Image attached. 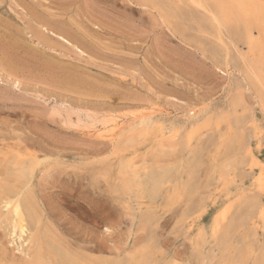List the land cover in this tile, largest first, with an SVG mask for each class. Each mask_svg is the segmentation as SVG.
Wrapping results in <instances>:
<instances>
[{
  "label": "rangeland",
  "instance_id": "1",
  "mask_svg": "<svg viewBox=\"0 0 264 264\" xmlns=\"http://www.w3.org/2000/svg\"><path fill=\"white\" fill-rule=\"evenodd\" d=\"M190 4L0 0V190L25 200L53 257L59 249L77 264H230L229 253L244 248L264 257V217L248 219L247 203H264V112L233 70L237 52L226 32ZM240 97L239 116H255L238 137L227 121ZM115 127L123 130L111 139ZM245 141L254 159L242 150ZM227 204L228 221L243 217L248 225H236L229 237L236 251L226 256L224 229L214 235L211 228ZM9 232L1 213L0 264H25L33 232L21 241ZM198 235L210 240L196 242Z\"/></svg>",
  "mask_w": 264,
  "mask_h": 264
},
{
  "label": "bare ground",
  "instance_id": "2",
  "mask_svg": "<svg viewBox=\"0 0 264 264\" xmlns=\"http://www.w3.org/2000/svg\"><path fill=\"white\" fill-rule=\"evenodd\" d=\"M190 2H192V5H196L199 9H201V10H204L206 13H207V17H206V21L207 22H209L210 23V26H211V28H218L219 30H218V32L220 33L219 35H221L222 33H223V31H225L226 32V34H227V36H228V38L231 40V43H232V45H233V47H234V49H235V51L237 52V54L233 57V58H230V59H232L231 61H230V63L231 64H233V67L235 68V69H233V70H236V71H239L242 75L241 76H243L244 78V80H245V82H246V84H247V87L248 88H250L254 93H255V95H256V98H257V101H258V105L260 106V108H261V110H262V112H264V0H190ZM179 3V2H178ZM180 4V3H179ZM184 4V3H183ZM188 5V4H187ZM186 5V6H187ZM191 5V4H190ZM191 5V6H192ZM184 6H185V4H184ZM181 7V6H180ZM188 8V7H187ZM191 8V7H190ZM196 8V7H195ZM194 8V9H195ZM173 9V8H172ZM176 9V8H175ZM194 9H192L193 11H194ZM189 10V9H188ZM177 11V10H176ZM183 11V10H182ZM197 11H199V10H197ZM190 12V11H189ZM195 12V11H194ZM193 12V13H194ZM200 12V11H199ZM176 13V12H175ZM185 13H187V12H185ZM167 15V14H166ZM178 15V14H177ZM188 15H189V13H188ZM205 15V14H204ZM202 16V15H201ZM205 17V16H204ZM204 17L202 18V19H204ZM199 21V20H198ZM202 21V20H201ZM189 26V25H188ZM45 29V28H44ZM213 29H211V30H213ZM194 30H196V28L194 29ZM215 33V32H214ZM44 35V34H43ZM203 35V34H202ZM205 35H206V33H205ZM225 35V34H224ZM199 36V35H198ZM210 36V35H209ZM212 36H213V33H212ZM46 37V36H45ZM60 37V39L62 40V41H64V42H66V43H68V44H70L66 39H64L63 37H61V36H59ZM214 37V36H213ZM219 37H221V36H219ZM211 39V38H210ZM210 39H208V40H210ZM222 39V38H221ZM207 40V39H206ZM217 40V39H216ZM215 40V41H216ZM226 41H227V39H225ZM224 40V41H225ZM229 40V41H230ZM222 42H223V40H221ZM209 42V41H208ZM211 42H212V40H211ZM214 42V41H213ZM217 43H220V42H218V41H216ZM215 43V42H214ZM213 43V44H214ZM240 43L243 45V46H246V48H247V52L246 53H243L242 52V50H241V48H240ZM206 44V43H205ZM230 44V43H229ZM228 44V46H230ZM201 45V44H200ZM217 45V44H216ZM226 45V44H225ZM201 48L202 47H204L203 45L202 46H200ZM209 47V46H208ZM211 47V46H210ZM217 47V46H216ZM223 47V46H222ZM221 47V48H222ZM227 47V46H226ZM232 47V46H231ZM231 47L229 48L230 50H233V49H231ZM221 48H219V49H221ZM224 48V50H225V47H223ZM243 49H244V47H242ZM206 48H204L203 50H205ZM213 49H215V47L213 48ZM222 50V49H221ZM229 50V51H230ZM217 51V50H216ZM207 52V51H206ZM210 52V55H211V53L212 52H215V51H209ZM225 52H226V50H225ZM232 52V51H231ZM204 53V52H203ZM219 53H220V51H219ZM205 54V53H204ZM213 54V53H212ZM221 54V53H220ZM232 54V53H231ZM206 55V54H205ZM223 55V54H222ZM216 56L217 55H215V56H213V58L215 57L216 58ZM221 57V56H220ZM219 58V57H218ZM223 58V57H222ZM227 59V58H226ZM218 60H220V59H218ZM225 60H223V62H224ZM220 62V61H219ZM222 65H223V63H222ZM224 66H225V64H224ZM229 66V59H227V67ZM231 67H232V65H231ZM228 69V68H227ZM231 69V68H230ZM236 71H233V73L234 72H236ZM238 72V73H239ZM228 74V73H227ZM236 74H237V72H236ZM238 75V74H237ZM236 75V76H237ZM231 76H232V73H231ZM238 77V76H237ZM242 78V77H241ZM243 80V81H244ZM236 84V83H235ZM240 85V84H239ZM244 86V85H243ZM246 87V85L244 86V88ZM237 88V87H236ZM242 89V87L240 88V90ZM239 90V89H238ZM237 90V91H238ZM239 90V91H240ZM244 90V89H243ZM250 90V91H251ZM232 91V90H231ZM235 92V91H234ZM230 93V92H229ZM228 93V94H229ZM233 92H231V94H232ZM235 93H237V92H235ZM239 93V92H238ZM237 93V95L236 96H239V94ZM231 94H229V96H231ZM240 95H242V93L240 94ZM244 98V97H243ZM243 98L242 97H240V98H236L235 100H233V102H232V115H233V120H232V122H231V120H229V121H227L228 122V124H230L229 126L230 127H233V128H235V130H236V136H243V135H246L247 134V128H246V125H247V122H249V120H251L252 118H251V113L249 114V116H247L246 118H241L240 116H239V114H240V111L241 110H239V107H243V103H244V105H245V103L246 102H244V100H243ZM230 99H231V97H230ZM241 100H243V101H241ZM227 101H229L228 99H227ZM231 104V103H230ZM256 104H257V102H256ZM247 105V104H246ZM248 107H250V106H248ZM230 108V107H229ZM244 108V107H243ZM252 108V107H251ZM250 108V109H251ZM225 110V109H224ZM244 110V109H243ZM246 110V109H245ZM258 110V109H257ZM224 112V111H223ZM228 112V111H227ZM253 112V111H252ZM212 113V112H211ZM230 114H231V112H229ZM228 113V114H229ZM246 113H247V111H246ZM225 114V113H224ZM255 114V113H254ZM209 115L210 116H212V115H214L213 113L212 114H210L209 113ZM220 115H222V113L220 114ZM207 116V115H206ZM210 116H208V119H209V117ZM226 116V115H225ZM229 116V115H228ZM154 117V116H153ZM196 117H198V116H196ZM195 117V118H196ZM200 117V116H199ZM249 117V118H248ZM258 117V116H257ZM222 118H223V116H222ZM193 119V118H192ZM204 120H206V118L204 119ZM210 120H211V118H210ZM216 120H217V117H216ZM218 120H219V118H218ZM143 121V120H142ZM189 121V120H188ZM206 121H208V120H206ZM203 122V121H202ZM214 122H216V121H214ZM224 122V121H223ZM255 122V121H254ZM258 122V121H257ZM201 123V122H200ZM225 123V122H224ZM223 123V124H224ZM114 124V123H113ZM214 124V123H213ZM222 124V125H223ZM200 125V124H199ZM203 125H205V124H203L202 123V126L201 127H203ZM209 125V124H208ZM221 125V126H222ZM225 125V124H224ZM192 126V125H191ZM196 126V125H195ZM198 126V125H197ZM217 126H219V125H217ZM220 126V127H221ZM119 127V126H118ZM118 127H115V128H113V130H112V132L109 134V133H107V134H109L108 135V137L110 136L111 137V139H115V137L118 135V133L119 132H122V130L123 129H118ZM188 127V126H187ZM200 127V128H201ZM227 127V126H226ZM133 128V127H132ZM138 128V127H137ZM219 128V127H218ZM251 128V127H250ZM192 129V128H191ZM194 129V128H193ZM192 129V130H193ZM227 129V128H226ZM262 129V128H261ZM260 129V130H261ZM163 131H164V129H162ZM218 131H219V129H217ZM221 130V129H220ZM223 130V129H222ZM228 130V129H227ZM257 130V129H256ZM259 130V129H258ZM210 131H212V129L210 130ZM226 131V130H225ZM252 131V130H251ZM195 132V131H194ZM214 132V131H213ZM224 132V131H223ZM228 132V131H227ZM255 132V131H254ZM257 132V131H256ZM190 133H192L191 131H190ZM209 133V132H208ZM212 133V132H211ZM225 133V132H224ZM214 134V133H213ZM216 134H218V133H216ZM221 134H222V132H221ZM191 135H194V133L193 134H191ZM191 135H189V136H191ZM212 135V134H211ZM257 135V134H256ZM178 136V135H177ZM214 136V135H213ZM219 136V135H218ZM255 136V135H254ZM216 137V136H215ZM251 137V136H250ZM170 138V137H169ZM223 138V137H222ZM234 138V137H233ZM187 139V138H186ZM191 139V138H190ZM225 139H229V138H226L225 137ZM249 139H251V138H249ZM259 139V138H258ZM215 140H217V139H215ZM222 140V139H221ZM187 141V140H186ZM213 141V140H212ZM227 141V140H226ZM183 142V141H182ZM222 142V141H221ZM229 142V141H228ZM189 143V142H188ZM212 143V142H211ZM227 143V142H226ZM186 144H187V142H186ZM214 144V143H213ZM223 145H224V143H223ZM217 146H219V144L217 145ZM227 146V145H226ZM234 146V145H233ZM236 146V145H235ZM235 146H234V148H235ZM238 146V145H237ZM242 150H244L245 152H247V154L246 155H249L251 158H253L254 157V155H252L253 153H252V151H251V145L249 144V142H243L242 143ZM228 147V146H227ZM226 147V148H227ZM218 148H220V147H218ZM221 149H222V147H221ZM223 150V149H222ZM222 150H220V151H222ZM233 150H235V149H233ZM237 150V149H236ZM219 151V150H218ZM217 151V152H218ZM229 152V151H228ZM234 152H236V151H233L232 153H234ZM221 153V152H220ZM226 153V152H225ZM187 154V153H186ZM214 154V153H213ZM229 154H231V153H229ZM227 155H228V153H227ZM234 155H236V154H234ZM238 155V154H237ZM236 155V156H237ZM189 156V155H188ZM200 156V155H199ZM203 157V156H202ZM217 157V156H216ZM238 157V156H237ZM241 157V156H240ZM244 157H246L245 155H244ZM224 158V157H223ZM223 158H222V160H223ZM234 158V157H233ZM249 158V157H248ZM225 159H228V156L227 157H225ZM238 159V158H237ZM254 159V158H253ZM234 160H235V158H234ZM186 161V160H185ZM225 161V160H224ZM205 162V161H204ZM211 162V161H210ZM227 162V161H226ZM240 162L242 163V161L240 160ZM10 163V162H9ZM189 163V162H188ZM224 164H226L225 162H223ZM229 163H231V160L229 161ZM235 163V162H234ZM233 163V164H234ZM246 163V162H245ZM191 164V163H190ZM197 164V163H196ZM205 164V163H204ZM220 164H222V162L220 163ZM219 164V165H220ZM194 165V164H193ZM210 165H211V163H210ZM213 165H214V163H213ZM223 165V164H222ZM221 165V166H222ZM235 165H236V163H235ZM191 166V165H190ZM225 166V165H224ZM228 166H230V165H228ZM207 167V166H206ZM210 167H212V166H210ZM220 167V166H219ZM233 167H234V165H233ZM233 167H231V168H233ZM195 168V167H194ZM222 168V167H221ZM226 168V167H225ZM228 168H230V167H228ZM235 168H236V166H235ZM234 168V169H235ZM210 169V168H209ZM215 169H216V167H215ZM224 169V168H223ZM233 170V169H232ZM188 171H189V169H188ZM187 171V172H188ZM202 171H207L206 169L205 170H202ZM209 171V170H208ZM215 171V170H214ZM214 171H213V174H214ZM219 171V170H218ZM200 172V171H199ZM253 172V171H252ZM163 174H165V173H163ZM237 174V173H236ZM168 175V174H167ZM190 175H191V173H190ZM189 175V176H190ZM198 175H200V173L198 174ZM21 176L22 177H25V178H27V173H25V171H23V173H21ZM165 176V175H164ZM163 176V177H164ZM170 176V175H169ZM183 176V175H182ZM232 176V175H231ZM166 177V176H165ZM200 177H201V175H200ZM218 177V176H217ZM177 178H178V176H177ZM183 178V177H182ZM197 178H199V177H197ZM202 178V177H201ZM232 178V177H231ZM235 178V177H234ZM159 179V178H158ZM180 179V178H179ZM190 180L192 179L191 178V176H190V178H189ZM218 179V178H217ZM223 179H224V177H223ZM160 180V182H162L163 180L162 179H159ZM165 180V179H164ZM167 180V179H166ZM199 180V179H198ZM219 180H221V179H219ZM227 180V179H226ZM260 182H264V174H263V176H262V174H261V177H260ZM183 181H184V179H183ZM192 181V180H191ZM228 181V180H227ZM232 181V180H231ZM236 181V180H235ZM139 182H140V180H139ZM165 182V181H164ZM175 182V181H174ZM182 182V181H181ZM187 182H188V176H187ZM224 181H222V183H223ZM141 183V182H140ZM157 183V181H155V183H154V185ZM167 183V182H166ZM169 183H171V182H169ZM189 183H190V181H189ZM191 183H193V182H191ZM198 183V182H197ZM232 184H234L233 183V181L231 182ZM147 184V183H146ZM186 184V183H185ZM229 184V183H228ZM258 185L259 183H255V185ZM139 185V184H138ZM148 185V184H147ZM153 185V184H152ZM153 185V186H154ZM173 185V184H172ZM177 185V184H176ZM200 185V184H199ZM255 185H252L253 187L255 186ZM161 186V185H160ZM163 186V185H162ZM178 186V185H177ZM230 186V185H229ZM141 187H142V185H141ZM150 187V186H149ZM174 187V186H173ZM221 187V186H220ZM231 187V186H230ZM144 188V187H143ZM142 188V189H143ZM151 188V187H150ZM157 188V187H156ZM164 188V187H163ZM162 188V189H163ZM172 188V187H171ZM146 189H148L147 187H146ZM181 189V188H180ZM228 189V188H227ZM151 191H152V189H150ZM154 190V189H153ZM165 190V189H164ZM175 190V189H174ZM179 190V189H178ZM192 190V189H191ZM149 190H147V192H148ZM180 191V190H179ZM189 191V190H188ZM187 191V192H188ZM234 191V190H233ZM155 192H156V190H155ZM159 192V191H158ZM157 192V193H158ZM169 193H170V191H168ZM167 192V193H168ZM224 192V191H223ZM226 192V191H225ZM231 192V191H230ZM229 192V193H230ZM237 192V191H236ZM240 192V191H239ZM251 192H253V191H251ZM156 193V194H157ZM165 193V192H164ZM166 193V194H167ZM175 193H176V191H175ZM181 193V192H180ZM217 193V192H216ZM148 194V193H147ZM159 194V193H158ZM157 194V195H158ZM184 194V193H183ZM228 194V193H227ZM231 194V193H230ZM236 194V193H235ZM255 194V193H254ZM152 195V194H151ZM155 195V194H154ZM178 195V194H177ZM198 195V194H197ZM220 195V194H219ZM233 195V194H232ZM253 195V194H252ZM257 196H258V194H256ZM168 196V195H167ZM172 197H173V195H171ZM180 195H178V197H179ZM191 196V195H190ZM218 196V195H217ZM224 196V195H223ZM231 196V195H230ZM175 197V196H174ZM178 197H176V198H178ZM183 197V196H182ZM229 197V196H228ZM243 197V196H242ZM241 197V198H242ZM251 197V196H250ZM252 197H254V196H252ZM264 197V196H263ZM153 198V197H152ZM196 198V197H195ZM223 198V197H222ZM225 198V197H224ZM223 198V199H224ZM234 198V197H233ZM179 199H180V197H179ZM238 199V198H237ZM236 199V200H237ZM239 199H240V196H239ZM165 200H166V196H165ZM205 200V199H204ZM174 201H175V198H174ZM180 201H182V200H180ZM203 201V200H202ZM238 201V200H237ZM165 202V201H164ZM196 202V201H195ZM204 202V201H203ZM213 202V201H212ZM224 202V201H223ZM239 202V201H238ZM237 202V203H238ZM245 202H246V199H245ZM187 204H188V202H186ZM235 203V202H234ZM248 204H249V218L248 219H250V217H252L253 216V218L254 217H256V216H258L259 218H261L262 216L264 217V203H263V205L260 203V201H258L257 199H251L250 201H248L247 202ZM183 204H184V202H183ZM186 204V205H187ZM193 204V203H192ZM202 205H203V203H201ZM243 204V203H242ZM245 204V203H244ZM180 205V204H179ZM194 205V204H193ZM217 205H219V204H217ZM228 206H230L229 208H226V210H225V212H223V211H221V212H223L222 214H221V216L219 217V213H218V216H216V222L215 223H213L212 224V226H215V230L213 229L212 230V228H211V233L212 232H214L215 231V234L214 235H216V233L217 234H219L220 233V230H223L224 229V232H223V234H222V236H224L222 239H220V242H219V244H220V246L222 247V250L224 251V253L226 254V256H227V253H229L230 251H231V249H232V244L233 243H231L232 242V240H231V242H230V240H229V237H230V235H231V233H232V231L234 230V229H236L237 228V226L236 225H238V224H240V225H242V227H245V226H243L244 224H245V222H246V225H248L247 224V221H245L244 220V218L242 217V218H239V221L240 222H237V221H231V222H229L228 220H229V217H230V215L232 214L231 213V211H232V207H233V205L231 206V204L229 205V204H227ZM190 206H192V205H190ZM204 206V205H203ZM202 206V207H203ZM227 206V207H228ZM193 207V206H192ZM194 207H196V206H194ZM221 207V206H220ZM204 208V207H203ZM203 208H201V209H203ZM189 209V208H188ZM195 209H197V207L195 208ZM194 209V211H196V212H198L197 210H195ZM200 209V210H201ZM220 209V208H219ZM218 209V210H219ZM223 209V208H222ZM191 210V209H190ZM233 210H234V208H233ZM193 211V210H192ZM185 212V211H184ZM189 212V211H188ZM196 212H195V214H196ZM2 213V215H3V219H4V221L5 222H9V225H10V228H11V232H9L10 233V236H11V238L12 239H14V237L16 236V234L18 235V240L17 241H21L22 240V238L25 236V234L30 230H32V232H33V247H34V250H32L31 252H29V253H27L26 255H25V257H26V259H25V261H24V263L25 264H77L76 262H72V261H70L67 257H66V255H65V253H63V251L62 250H57L56 251V254L54 255V257L52 256V254H48V252H47V248L45 247V245H44V243L45 242H43V239H42V235H41V233H40V231H39V228H38V225L37 224H39V223H37V221L33 218V215H32V213H31V211H30V208H29V206H28V204L25 202V200L24 199H22V197H21V195L19 194V193H17V192H15V191H12V190H9V191H6V190H0V214ZM186 213V212H185ZM190 213H191V211H190ZM200 213V212H199ZM247 213V212H246ZM198 214V213H197ZM188 215H190V214H188ZM187 215V216H188ZM199 215V214H198ZM245 215V214H244ZM195 216V215H194ZM215 216V215H214ZM248 216V215H247ZM198 217V216H197ZM258 218V219H259ZM191 219V218H190ZM193 219V218H192ZM195 219H196V217H195ZM247 219V218H246ZM189 220V219H188ZM182 221V220H181ZM185 221H187V220H185ZM190 221V220H189ZM192 221V220H191ZM194 221V220H193ZM213 221V220H212ZM254 221H255V219H254ZM227 222H229V225H228V227H226L225 225H226V223ZM192 223V222H191ZM250 223V222H249ZM252 223V225H254L253 223H255V222H251ZM257 223H258V221H257ZM179 224H182L181 222L179 223ZM215 224V225H214ZM262 224H264V222L262 223ZM186 225H188V224H186ZM193 225V224H192ZM211 225V224H210ZM255 226V225H254ZM260 226V225H259ZM258 226V227H259ZM189 228L191 227V225L190 226H188ZM188 229V228H187ZM191 229V228H190ZM240 229V228H239ZM2 230V229H1ZM189 230V229H188ZM204 231L203 229H201V228H199V231H198V233L197 234H200V236L202 235V231ZM209 230V229H208ZM241 230V229H240ZM244 230V229H243ZM247 230V229H246ZM250 230H252V228L250 229ZM256 230V229H255ZM197 231V230H196ZM201 231V232H200ZM218 231V232H217ZM236 231V230H235ZM235 231H234V233H235ZM238 231V230H237ZM200 232V233H199ZM249 232V231H248ZM256 232V231H255ZM234 233H233V237L232 238H234ZM237 233V232H236ZM239 233H240V231H239ZM196 234V235H197ZM204 234V233H203ZM209 234V233H208ZM244 234V233H243ZM247 234V233H246ZM250 234V233H249ZM248 234V235H249ZM213 235V236H214ZM248 235H246L247 237H248ZM254 235H256V234H254ZM199 235L198 236H196V238L197 237H200ZM203 236H205V235H203ZM213 236H209V237H213ZM202 237V236H201ZM199 238L201 241H202V238ZM241 237V236H240ZM245 237V236H244ZM251 237V236H250ZM195 238V237H194ZM205 238V237H204ZM237 238V237H236ZM24 239V238H23ZM207 239V238H206ZM213 239V238H212ZM242 239V238H241ZM240 238H238V240H239V243H240V240H241ZM200 240H198V238L196 239V242L197 241H200ZM208 240H210V238L208 239ZM207 240V241H208ZM214 240V239H213ZM200 241V243H203V242H201ZM205 241V240H204ZM206 241V242H207ZM246 241V240H245ZM9 242H11V241H9ZM206 242H204L203 244H205ZM252 242V241H251ZM15 243V242H14ZM25 243V242H24ZM23 243V244H24ZM48 243V242H47ZM195 243V242H194ZM238 243V242H237ZM238 243V244H239ZM245 243V242H244ZM199 244V243H198ZM197 244V245H198ZM203 244H201L202 246H203ZM236 244V243H235ZM197 245H196V247H197ZM201 245H198L199 247H201ZM206 245V244H205ZM204 245V246H205ZM14 246H15V244H14ZM23 246H25V245H23ZM27 246V245H26ZM148 246V245H147ZM194 246H195V244H194ZM193 246V247H194ZM203 246V247H204ZM234 246V245H233ZM237 246H240V245H237ZM245 246H246V244H245ZM17 247V246H16ZM49 247L50 248H52V246L49 244ZM195 247V248H196ZM234 247H236V246H234ZM145 248V247H144ZM213 248V247H212ZM211 248V249H212ZM256 248V247H255ZM258 248V247H257ZM15 249H17V248H15ZM147 248H145L144 250H146ZM153 249V248H152ZM200 249V248H199ZM211 249H210V251H211ZM239 249V248H238ZM30 250V249H29ZM198 250V249H197ZM201 250V249H200ZM208 248H207V250H206V253L208 252ZM218 250V249H217ZM232 250H234V249H232ZM244 250H245V248H244ZM243 249H239V250H237L236 251V249L234 250V251H236V252H234L233 253V251H231L230 253H229V257L227 258V260H228V263H230V264H249V263H254V264H264V257H262V256H254V253H252V250H250V249H247V250H245L244 251ZM138 251V250H137ZM140 251V250H139ZM196 251V250H195ZM220 251V250H219ZM255 251V250H254ZM253 251V252H254ZM21 252V251H20ZM143 252V251H142ZM201 252H202V250H201ZM256 252V251H255ZM131 253V252H130ZM129 253V254H130ZM153 253V252H152ZM198 253H199V251H198ZM211 253H213L212 251H211ZM211 253H210V255H211ZM215 253V254H214ZM213 254H214V256L216 255V252H214ZM220 253H222V251H220ZM262 253V252H261ZM139 254V253H138ZM148 254V253H147ZM208 254H209V252H208ZM207 254V255H208ZM212 254V255H213ZM224 254V255H225ZM140 255V254H139ZM149 255V254H148ZM147 255V256H148ZM151 255V254H150ZM203 255H204V253H203ZM219 255H221V254H219ZM127 256V255H126ZM142 256V255H141ZM146 256V257H147ZM217 256V255H216ZM137 257V255L135 256L134 255V253L132 254H130V258L132 259V262L133 261H135V258ZM201 257V256H200ZM208 257V256H207ZM206 257V258H207ZM152 258H154V257H152ZM203 257H201V259H202ZM209 258V257H208ZM215 258V257H214ZM214 258H213V256H212V260H210V261H214ZM218 258H219V256H218ZM122 259H124V258H122ZM139 259V258H138ZM148 259V258H147ZM150 259V258H149ZM200 259V258H199ZM217 259V258H216ZM215 259V260H216ZM220 259H222L221 257H220ZM120 260V259H119ZM130 260V259H129ZM139 260H141V259H139ZM150 260H152V259H150ZM154 260V259H153ZM204 260V259H203ZM117 261V260H116ZM121 261V260H120ZM120 261H119V263H120ZM128 261V260H127ZM137 261V260H136ZM206 261V260H205ZM210 261H208V263L210 262ZM225 261V260H224ZM113 262H115V261H113ZM204 262V261H203ZM106 263H109V262H106ZM116 263H118V261L116 262ZM129 263H131V261H129ZM137 263H143V262H137ZM104 264V263H103ZM147 264V263H146ZM201 264H204V263H201ZM209 264H213V262L212 263H209Z\"/></svg>",
  "mask_w": 264,
  "mask_h": 264
}]
</instances>
